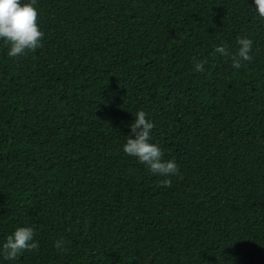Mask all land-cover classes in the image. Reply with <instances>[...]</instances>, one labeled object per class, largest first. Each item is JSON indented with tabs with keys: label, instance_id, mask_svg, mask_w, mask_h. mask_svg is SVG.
Here are the masks:
<instances>
[{
	"label": "trees",
	"instance_id": "trees-1",
	"mask_svg": "<svg viewBox=\"0 0 264 264\" xmlns=\"http://www.w3.org/2000/svg\"><path fill=\"white\" fill-rule=\"evenodd\" d=\"M34 6L40 46L10 57L0 40V241L30 225L38 246L0 264H264V19L252 0ZM244 36L250 59L233 68ZM138 109L178 165L167 186L122 151Z\"/></svg>",
	"mask_w": 264,
	"mask_h": 264
},
{
	"label": "clouds",
	"instance_id": "clouds-1",
	"mask_svg": "<svg viewBox=\"0 0 264 264\" xmlns=\"http://www.w3.org/2000/svg\"><path fill=\"white\" fill-rule=\"evenodd\" d=\"M255 13L264 19V0H252ZM35 0H0V40L7 45V55L16 57L26 50H34L40 46L44 33L37 23ZM238 48L232 58V67L239 68L241 60L250 59L251 38L238 37ZM217 51L223 53V48ZM203 61L194 60V70H203ZM134 119L128 125L129 134L125 135L122 151L145 165L150 171L160 174L165 186L171 183V177L178 173V165L174 159H164L160 146L151 141L153 122L147 114L138 109ZM63 238L54 241V247L63 250ZM38 242L34 239V229L30 225L15 227L0 241V256L13 260L19 252L34 249Z\"/></svg>",
	"mask_w": 264,
	"mask_h": 264
}]
</instances>
